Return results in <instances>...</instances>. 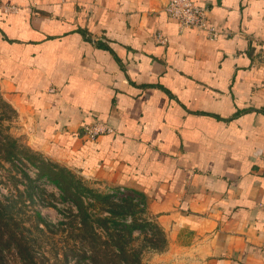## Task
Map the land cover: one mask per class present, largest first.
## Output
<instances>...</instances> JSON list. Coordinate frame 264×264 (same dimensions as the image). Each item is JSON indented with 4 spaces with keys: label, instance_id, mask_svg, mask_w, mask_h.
<instances>
[{
    "label": "crops",
    "instance_id": "crops-1",
    "mask_svg": "<svg viewBox=\"0 0 264 264\" xmlns=\"http://www.w3.org/2000/svg\"><path fill=\"white\" fill-rule=\"evenodd\" d=\"M193 1L216 40L168 0H0V85L38 149L145 201L173 264H264V0Z\"/></svg>",
    "mask_w": 264,
    "mask_h": 264
},
{
    "label": "rangeland",
    "instance_id": "rangeland-1",
    "mask_svg": "<svg viewBox=\"0 0 264 264\" xmlns=\"http://www.w3.org/2000/svg\"><path fill=\"white\" fill-rule=\"evenodd\" d=\"M117 190L38 149L31 116L19 109L0 85V212L4 217L1 231L10 243L4 242L0 247L7 264H22L15 239L11 240L9 234L24 243L28 241L37 251L36 256L49 259L48 264H64L55 254L62 260L66 255L69 264H75L76 259H82L77 236L80 232L69 225L74 219L75 223L80 222L86 212L95 237L97 234L102 241L111 242V235L118 234L140 255L142 264H173L168 258V242L147 213L145 201L139 198L138 202H116L113 197ZM107 197L113 205L125 206L127 213L112 220ZM61 223L66 225L60 226ZM54 245L62 248L59 253ZM110 258L119 264L118 257Z\"/></svg>",
    "mask_w": 264,
    "mask_h": 264
},
{
    "label": "trees",
    "instance_id": "trees-1",
    "mask_svg": "<svg viewBox=\"0 0 264 264\" xmlns=\"http://www.w3.org/2000/svg\"><path fill=\"white\" fill-rule=\"evenodd\" d=\"M106 200L110 206L108 208L110 211L109 217H112L111 218L112 220L113 218L118 217L119 215L124 216L127 213L124 211L125 206L113 205L112 202H110L109 197H107ZM125 201L126 200H124L123 202ZM128 201L130 202L131 200H128ZM128 201L126 202L128 203ZM3 218L4 217L2 213L0 212V245L4 242L8 243L7 241L4 240L5 232L3 233L1 231V228L3 225L1 220ZM98 221H100V219ZM102 222L104 223L106 221L104 220ZM63 224L65 223H61L60 226ZM4 225L6 226L7 224L5 223ZM69 227L72 230H77L80 232L79 234H77V236L80 238L79 240H81L82 250L80 249V251L82 253L81 254L82 257L80 258L82 259H78L79 261L76 259V261L74 262L75 264H117L115 263V260L110 258L111 255L119 258L116 260L119 264H142V259L140 255L134 249L130 248V246L127 245V242L125 244V242L122 240L120 235L118 234L111 235V237L114 238L112 239L111 242L109 240L102 241L101 238L97 236V234L95 237L93 235V232L95 233V231L93 230V224H91L90 216L87 212L84 215V217L80 219V222L75 223V219H74L72 224L69 225ZM61 230L64 231L66 229H61ZM129 232H130L129 235L131 238V235H132L131 231ZM9 238L11 240L15 239L14 246L18 250L20 262L22 264H48L49 259L45 257L39 258L38 256H36L35 253L37 251L35 250L33 246H29L28 241L24 243L22 242L21 238L15 237L14 234H9ZM54 249L56 253H59V251H61L62 248L61 247L58 248L57 245H54ZM1 250L2 249L0 247V264H7V261H5V258L2 255ZM72 250L73 251L75 250V246L72 247ZM87 252L91 253L89 257L86 256ZM55 255H57L55 257L59 262L62 261V263L64 264H69V260L66 255H65L64 260H62L61 257H58L59 254H55ZM86 258H89V259H86Z\"/></svg>",
    "mask_w": 264,
    "mask_h": 264
},
{
    "label": "built area",
    "instance_id": "built-area-1",
    "mask_svg": "<svg viewBox=\"0 0 264 264\" xmlns=\"http://www.w3.org/2000/svg\"><path fill=\"white\" fill-rule=\"evenodd\" d=\"M165 10L182 28H195L203 32L209 40H216L220 35L210 18V11L207 6L199 5L193 0H168ZM155 41L165 44L166 38L158 35L155 37ZM109 131H111L110 128L100 122L87 124L82 128V134L89 140H95ZM138 199V196L125 187H120L113 197L116 202H123L124 200L138 202Z\"/></svg>",
    "mask_w": 264,
    "mask_h": 264
}]
</instances>
